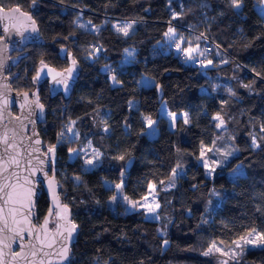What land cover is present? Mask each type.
Masks as SVG:
<instances>
[{
	"label": "trees",
	"instance_id": "trees-1",
	"mask_svg": "<svg viewBox=\"0 0 264 264\" xmlns=\"http://www.w3.org/2000/svg\"><path fill=\"white\" fill-rule=\"evenodd\" d=\"M260 2L241 0L234 8L231 0H0L2 7L17 4L30 13L45 42L15 51L11 71L45 109L38 132L44 150L55 145L59 197L78 228L70 264H215L203 254L213 243L228 247L253 230L264 233ZM76 15L97 26V34L77 29ZM126 24L132 26L124 35L116 26ZM169 27L219 46H210L211 64H181L180 52L163 48ZM92 43L102 49L100 61L80 62ZM31 47L40 53L24 66ZM73 59L77 79L69 96L38 74L41 66L63 70ZM161 106L170 114L186 113L188 123L177 119L170 128ZM217 115L226 126L222 134ZM145 117L155 123L154 137L146 135ZM64 119L78 132L68 143L57 142ZM203 147L219 154L231 149L210 176L198 162ZM173 169L174 186L163 190ZM121 182L120 193L131 201L142 199L149 185L157 187L159 221L142 211L124 212L120 202L110 205ZM47 209L42 192L35 224ZM237 264H264V246L248 250Z\"/></svg>",
	"mask_w": 264,
	"mask_h": 264
},
{
	"label": "water",
	"instance_id": "water-1",
	"mask_svg": "<svg viewBox=\"0 0 264 264\" xmlns=\"http://www.w3.org/2000/svg\"><path fill=\"white\" fill-rule=\"evenodd\" d=\"M15 10V11H14ZM11 17V19H9ZM29 17L31 19H29ZM33 21L30 13L21 10L17 6L10 8H4L0 5V138L7 135L8 142L15 144L17 147L9 149L5 153L6 145L0 139V157L7 160L10 155H16L20 161V166L9 165V172L4 175H9L13 170L19 173L21 183L23 178L28 177L31 180L30 184H25V188H31L32 193L30 200L25 199L24 204L26 207H21L20 204L16 205H4L3 200L0 199V207L4 208V215L9 219V226L14 227L9 216V209L15 207L17 209L16 218L22 219V216H27L29 225H22L23 227H31L32 235L29 236L28 232L23 233L22 238H18L16 241L11 242V249L5 248L4 264H40L41 249L44 252L50 253L48 257H44V264H62L58 259L56 253L60 249L67 245L69 249V260L63 262V264H70L71 261V247L77 237L78 228L72 233L71 237H68L67 232L64 231L65 227L70 225L66 224V221L61 220L57 213L61 212L64 205L59 197V184L55 177L54 156L49 153L48 156L44 155V145L41 141L38 125L45 121V109L38 99H33L29 92H16L11 86V82L14 75L10 76L8 73L11 70L13 62L12 54L15 51L21 50L23 46L30 44L43 45L44 39L40 35L38 26L35 22L33 31ZM7 28V31H5ZM72 67L69 64L67 68ZM55 70L46 66L38 68V74L40 76H46L52 87L61 91L65 96H69L72 92L73 86L77 79V73L75 68L71 76H68L66 69ZM51 70V71H49ZM61 73V75H56ZM55 76V79L53 77ZM67 79V85L63 83H57V80ZM28 95L25 96L24 94ZM158 100L162 99V91L160 86H157ZM5 101L7 103L5 104ZM40 105L43 107L41 108ZM12 108H16V112L13 113ZM39 140L40 144H35L34 141ZM36 148L39 151L33 152ZM31 153V155H29ZM35 157H39L44 160V164L40 165ZM31 160V167L27 164V161ZM133 159H129L126 162V169L132 164ZM36 168L35 175L31 174V169ZM40 169H43L41 171ZM47 173V175H45ZM49 180L54 182L55 197L53 198V190L49 187ZM3 182V177L0 176V183ZM46 195L48 201V209L41 221L38 224L34 223L35 206L41 193ZM68 208V219L72 220V214L70 208ZM45 219L48 220L47 229H43ZM57 224L61 225L59 231L57 230ZM75 224V223H74ZM76 225V224H75ZM63 232V235L59 233ZM40 236V240L36 239V235ZM5 235L11 236V233H5ZM43 241V244H41ZM23 245V248L20 245ZM52 244L49 248L47 245ZM35 245V247H32ZM32 251L37 252L36 257H32L30 253ZM22 252L26 259L16 258L12 259L11 253Z\"/></svg>",
	"mask_w": 264,
	"mask_h": 264
},
{
	"label": "snow or ice",
	"instance_id": "snow-or-ice-1",
	"mask_svg": "<svg viewBox=\"0 0 264 264\" xmlns=\"http://www.w3.org/2000/svg\"><path fill=\"white\" fill-rule=\"evenodd\" d=\"M231 5L234 8H239L241 6V0H231ZM177 15H178L177 13H173V18H175ZM9 19H11V17H9ZM29 19H31V18L29 17ZM34 24H35V22L33 21V31H35ZM131 26H132L131 24H126L123 27H120L119 25H117L116 27L118 28L119 31H122L124 33V35H127L128 29L131 28ZM80 27H85V25H80ZM5 31H7V28H5ZM164 35L175 43L177 50L183 52L185 54L186 59H194L193 54L198 52V47L193 48V47L189 46V47L182 48L181 44L184 42V38L178 35V33L174 27H169ZM177 40H179L180 42L176 43ZM200 54L203 55V53H200ZM208 63L211 64V61H208ZM75 65H76V60L73 59L72 60V67H69L65 70L68 76L72 75ZM49 71H51V70H49ZM56 75H61V73H57ZM53 79H55V76L53 77ZM112 80L114 81V83L117 82L115 76H112ZM57 83H63L65 85H67V79L57 80ZM24 95L27 96L28 94L25 93ZM6 103H7V101H5V104ZM40 107L42 108L43 106L40 105ZM172 115H173V117H175V114H172ZM215 119L220 121V123L217 124V127H221L223 125L224 121L219 117V115H217L215 117ZM184 122L188 123V120L185 119ZM151 124H152V121L149 119V125L151 126ZM262 130H264V129H262ZM69 131H71V129H69ZM60 135L62 137L64 134L61 133ZM0 139H2L3 143L7 146L5 149V153H7L9 149H13V148L17 147L15 144L8 142L7 135H5L4 137H2ZM34 143L38 145V144H40V141L35 140ZM255 143H256L255 137H253V144L255 145ZM32 151L33 152L39 151V149L34 148ZM54 151H55V145L49 147L47 152L44 153V155L48 156L49 153H54ZM69 151H70V153L77 152L76 149H69ZM19 155H20L19 152L16 155H10L7 160H4L3 157H0V176L3 177V182L0 183V199L3 200L4 205L20 204L21 207H26L27 205L24 204V200L25 199L30 200L32 190H31V188H25L24 185L30 184L31 180L28 177H24L23 183H21L20 182L21 181L20 175L15 170L11 171L9 173V175H4V173L9 172V168H8L9 165H15L17 167L20 166V161H19V159H17V156H19ZM29 155H31V153H29ZM97 156H99V153H97ZM201 156L203 157V152L201 153ZM35 159L38 160V163L40 165H43L45 162L44 160L40 159L39 157H35ZM116 159L123 160L124 156L116 157ZM87 163L91 165V164H93V161L88 160ZM27 164L29 165V167H31V160H28ZM203 164H204L206 169L209 168V164H208L207 160H203ZM40 170L43 171V169H40ZM35 172H36V168H32L31 174L35 175ZM175 172H176V169H173L174 174H175ZM209 174H211V173H209ZM45 175H47V173H45ZM49 187L52 188L53 198L56 199L54 182L52 180H49ZM116 187L120 188L121 185H116ZM113 199H115V197H113ZM144 199L147 200V197H145ZM132 204L135 207L136 202H132ZM141 206L144 207L148 213H155L156 209L159 208V204L152 206V205L145 203L144 205H141ZM16 213H17V209L15 207L9 209V216L11 217L12 224L14 225V227H10L9 226V219H8V217H6L4 215V208L0 207V264H4V256H5L4 249L5 248L11 249V242L16 241L18 238H22L23 233L25 231L28 232L29 236L32 235V228L30 226L27 228L22 226V225H29L28 217L22 216V219H17ZM67 213H68L67 205H64L61 212L57 213V215L60 216L61 220L66 221L67 225H70L69 227H65L64 231L67 232L68 237H71L72 233L75 231L77 226L68 219ZM47 225H48V220L45 219L44 225L42 226V228L46 230ZM60 227H61V225L57 224V230L58 231H59ZM6 232L11 233L12 235L11 236L5 235ZM59 234L63 235L64 233L60 232ZM36 239L40 240V236L38 234L36 235ZM241 242L245 246L246 245L264 246V233L256 232L255 230H253L251 233H249V236L247 238L243 237V236L240 237L239 241H233V245H235V247L233 249H231L230 252L223 251L221 248L216 247L215 243H213L207 249V251H205L203 254L205 256H209L213 253V250L215 249V251L221 253V255L226 256V257L230 255L231 259L236 260L237 257L244 250L242 245H241ZM41 244H43V241H41ZM47 246L49 248H51L52 244H48ZM20 247L23 248V245L21 244ZM32 247H35V245H33ZM41 253H42V255H41V259H40V264H44L43 258L48 257L50 255V253L44 252L43 249H41ZM11 255H12L13 260H15L18 257L26 259V257L24 256V254L22 252H13V253H11ZM30 255L32 257H36L37 252L32 251L30 253ZM56 255H57L58 259L62 262V264H63V262L69 260L70 257H69L68 246L64 245L60 249V251L56 253ZM221 264H229V261L223 260L221 262Z\"/></svg>",
	"mask_w": 264,
	"mask_h": 264
},
{
	"label": "rangeland",
	"instance_id": "rangeland-1",
	"mask_svg": "<svg viewBox=\"0 0 264 264\" xmlns=\"http://www.w3.org/2000/svg\"><path fill=\"white\" fill-rule=\"evenodd\" d=\"M260 3L261 4L258 6V11L261 14V16L264 18V0H261ZM4 5L5 6H3V7L7 8L9 4L4 3ZM14 5L19 7L20 9H23L21 6H19L17 4H14ZM35 7L36 8L38 7V3H36ZM73 24L81 32H85L86 31V32H91V33L97 34V32L99 30V28L97 26H94L88 20L81 19L80 15H76L75 16V18L73 19ZM80 25H85V27H80ZM177 33H178L179 36L184 38V42L181 44L182 48L189 47V46H191L193 48H197L198 47V52L193 54L194 55V59L193 60L197 61L198 57H195V56H200L201 55L200 53L205 54L204 56L201 55L202 56V60H203V65L206 64V66H208V61H207L206 58L209 57V55L207 54L208 53L207 50H208V48L211 49V47H210L211 45L220 50L219 46H217L212 41L210 42V44H211L210 46H206L207 43H205V41L207 39H205L202 35H197L195 37L194 36L193 37H191V36L189 37V36H186V35L184 36V34H182L180 32H177ZM178 42H180V41L177 40L176 43H178ZM30 45H32V44H30ZM34 45H37V44H34ZM169 46H171L173 48H176L175 43L172 40H170L168 37H165V40L163 42V48L167 49V47L169 48ZM82 48H83V46L79 47L80 50ZM86 48H87V51H88L87 53H85V54H83V52L80 53L81 54V56H80V60L81 61L80 62H82V63L84 62L83 58L88 63H92V61H95V60H97V62L100 61L99 57H100V54H102V52H101L102 49H101V47L99 45H97V44L88 45ZM40 50L41 49H39L37 47H31V53H29L28 57L25 59V61L22 64H24V66H25L26 64H29L30 62H32L34 60V58H33L34 55H38L40 53ZM176 51H178L177 48H176ZM178 52L183 53L181 51H178ZM82 63H80L81 66H82ZM108 65L109 64H107V66ZM27 69H28V67H27ZM8 74L10 76H12L13 75V71L10 70V72ZM144 83L145 84H152L151 80H149L148 78H144ZM11 86H12L13 90L16 91V92H22V91L28 92L27 90L32 88V87L30 88L28 85L25 84L24 78H22L21 75H20V77H17L16 79L13 78V80L11 82ZM218 86H219L218 83H216L214 85V87H213V90L217 89ZM11 111L13 113H15V108H12ZM161 113L167 118L168 125H169L170 128H174V124H175V121L177 119H181L183 122H184L185 119H187V114L186 113H181V114L175 115V117H173V115L170 114L164 106H161ZM151 121H152V124L150 126L149 125V118L145 117L146 135L148 137H154L155 134H156V131H157L154 121L153 120H151ZM214 121H215V124H216V127H217V124H219L220 121L215 119V118H214ZM69 129H71V131H69ZM217 129L220 131V134H222V133H224L226 131V126L223 123V125L221 127H217ZM59 130H62L64 135L61 137V135H60L61 132L60 133L58 132L57 142L68 143V142L72 141L73 139H75L76 136H77V133H78L76 128L74 127L73 121L69 120V119L62 120ZM230 151H231V149L226 147L224 149H221L220 150V154H219L218 150L215 147H212V148L211 147H203L201 149L200 156L198 158V162L203 166L206 174L208 176H210L212 174L214 168H216V167H218V166H220L222 164V160H224V156L223 155H225V154L229 155ZM44 152H47V151L44 150ZM202 152H203V157L201 156ZM71 157H72V154H71ZM203 160H207L208 161L209 168H207V169L205 168V166L203 164ZM209 173H211V174H209ZM175 174H176V172H175ZM175 174L173 173L172 176L169 178V180L166 181V183L164 185H162V189L163 190H169V189H171L174 186ZM106 184L107 185H111L109 183H106ZM118 185H122V182L120 184H118ZM145 197H147V200L144 199ZM115 199H116V201L113 200V199L111 200V202H110L111 206H113L116 202H120V205H121L122 209L124 210V212L130 213V212H134V211H142L147 219L153 220V221H159V208L156 209L155 213H148L146 211V209L141 206V205H144L145 203H147L149 205H152V206H155L156 204H159L157 187L155 185H153V184L149 185L148 188H147V194L142 199H140L138 201H131V200L125 198L123 196V194L120 193V188L116 187ZM132 202H136L135 207L133 206ZM161 232H163V231L161 230ZM256 232H258V231H256ZM248 236H249V233L246 236H244V237L247 238ZM236 241H239V239L236 240ZM215 245H216V247L221 248L223 251H226V252H230V250L235 247V245H233V243H232L231 246H228V247L218 246L217 244H215ZM241 245H242L244 250L237 257L236 260L231 259L230 255L227 256V257L221 255V253L216 252L215 249L213 250V253L211 255H209L208 257L210 259H212L215 264H221V262L223 260H228L229 264H237V263L240 262L241 258L243 257V255L248 250H252V249H256V248L260 247V246H253V245H246L245 246V245L242 244V242H241Z\"/></svg>",
	"mask_w": 264,
	"mask_h": 264
},
{
	"label": "built area",
	"instance_id": "built-area-1",
	"mask_svg": "<svg viewBox=\"0 0 264 264\" xmlns=\"http://www.w3.org/2000/svg\"><path fill=\"white\" fill-rule=\"evenodd\" d=\"M206 39V38H205ZM208 40V39H207ZM206 40V41H207ZM205 41V42H206ZM211 45V44H210ZM215 45V44H214ZM207 46V45H206ZM172 48V50H176V48H173V47H171ZM207 54L208 55H210V53H211V49H209L208 48V50H207ZM205 54H203V56H204ZM178 61L181 63V64H187V63H192V65L193 66H197V67H201L202 65H203V60H202V57H198V60L197 61H195V60H193V59H186V57H185V54H183V53H180V55L178 56ZM61 133H63V131H61Z\"/></svg>",
	"mask_w": 264,
	"mask_h": 264
},
{
	"label": "flooded vegetation",
	"instance_id": "flooded-vegetation-1",
	"mask_svg": "<svg viewBox=\"0 0 264 264\" xmlns=\"http://www.w3.org/2000/svg\"><path fill=\"white\" fill-rule=\"evenodd\" d=\"M67 68V67H66Z\"/></svg>",
	"mask_w": 264,
	"mask_h": 264
}]
</instances>
